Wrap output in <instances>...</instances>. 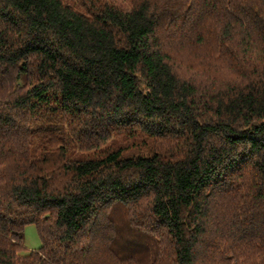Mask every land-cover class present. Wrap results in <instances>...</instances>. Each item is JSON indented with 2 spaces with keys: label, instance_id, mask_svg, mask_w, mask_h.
I'll list each match as a JSON object with an SVG mask.
<instances>
[{
  "label": "trees",
  "instance_id": "16d2710c",
  "mask_svg": "<svg viewBox=\"0 0 264 264\" xmlns=\"http://www.w3.org/2000/svg\"><path fill=\"white\" fill-rule=\"evenodd\" d=\"M120 1L0 0V264H264V0Z\"/></svg>",
  "mask_w": 264,
  "mask_h": 264
},
{
  "label": "rangeland",
  "instance_id": "374dc122",
  "mask_svg": "<svg viewBox=\"0 0 264 264\" xmlns=\"http://www.w3.org/2000/svg\"><path fill=\"white\" fill-rule=\"evenodd\" d=\"M120 2H123L125 6L128 5L123 0ZM23 243L26 248V252L38 250L42 246V241L35 225L26 226L23 233Z\"/></svg>",
  "mask_w": 264,
  "mask_h": 264
}]
</instances>
